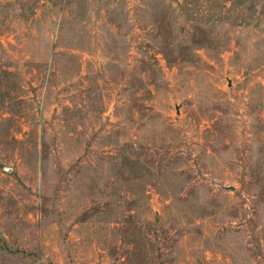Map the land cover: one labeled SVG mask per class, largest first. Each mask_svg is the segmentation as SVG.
<instances>
[{"label":"rangeland","instance_id":"374dc122","mask_svg":"<svg viewBox=\"0 0 264 264\" xmlns=\"http://www.w3.org/2000/svg\"><path fill=\"white\" fill-rule=\"evenodd\" d=\"M0 264H264V0H0Z\"/></svg>","mask_w":264,"mask_h":264},{"label":"water","instance_id":"95a60500","mask_svg":"<svg viewBox=\"0 0 264 264\" xmlns=\"http://www.w3.org/2000/svg\"><path fill=\"white\" fill-rule=\"evenodd\" d=\"M226 190H230V191H233L234 190V188H225Z\"/></svg>","mask_w":264,"mask_h":264}]
</instances>
